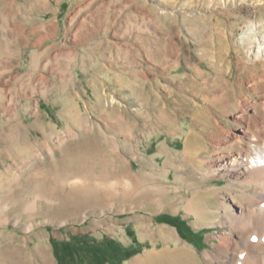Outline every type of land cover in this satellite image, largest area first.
I'll return each instance as SVG.
<instances>
[{"label":"rangeland","instance_id":"1","mask_svg":"<svg viewBox=\"0 0 264 264\" xmlns=\"http://www.w3.org/2000/svg\"><path fill=\"white\" fill-rule=\"evenodd\" d=\"M263 37L264 0H0V264H215L241 149L216 145L264 126Z\"/></svg>","mask_w":264,"mask_h":264},{"label":"bare ground","instance_id":"2","mask_svg":"<svg viewBox=\"0 0 264 264\" xmlns=\"http://www.w3.org/2000/svg\"><path fill=\"white\" fill-rule=\"evenodd\" d=\"M262 40H259L258 46L261 55L264 54ZM260 121L245 120L241 123V133L233 135L224 131V135L217 141L216 146L224 144L237 149L241 144V149L217 158V171L233 179L229 187L235 193L231 195L233 203L224 206L226 217L220 219V224L229 225L230 229L219 236L220 243H215V251L205 253L209 261H216L215 264H264V126L263 121ZM215 191L207 190L205 195ZM188 204L189 209L199 218L198 223L202 222L200 217L206 221L213 213L208 201L203 203L200 198L191 200ZM254 231L260 232L254 234ZM158 233L165 236L166 242L170 241L167 237H174L172 230ZM154 234L151 232L152 236ZM250 238L258 245H254ZM131 264H200V261L196 250L191 247H166L161 251L154 250Z\"/></svg>","mask_w":264,"mask_h":264},{"label":"trees","instance_id":"3","mask_svg":"<svg viewBox=\"0 0 264 264\" xmlns=\"http://www.w3.org/2000/svg\"><path fill=\"white\" fill-rule=\"evenodd\" d=\"M102 254H104V255L114 256V259H116V260H113V261H115V262H116V261H121V260H122V259H121V255H118V253H115V254H114V253L108 254V253L106 252V253H101L98 257H102V256H101ZM119 259H120V260H119ZM98 261H99V260H98ZM113 261H112V262H113ZM112 262H111V263H112ZM61 263L63 264V261H62ZM99 263H100V262H99Z\"/></svg>","mask_w":264,"mask_h":264}]
</instances>
